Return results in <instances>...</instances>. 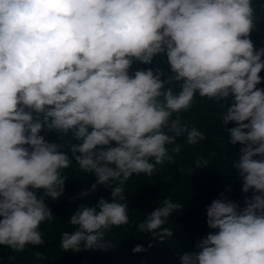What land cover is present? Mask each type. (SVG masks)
Returning a JSON list of instances; mask_svg holds the SVG:
<instances>
[{"label": "clouds", "instance_id": "1", "mask_svg": "<svg viewBox=\"0 0 264 264\" xmlns=\"http://www.w3.org/2000/svg\"><path fill=\"white\" fill-rule=\"evenodd\" d=\"M255 29L253 0H0V246L44 243L40 226L54 219L45 197L59 200L62 171L75 161L115 187L110 201L71 215L61 248L112 247L106 233L129 223L128 179L174 163L179 137L205 139L180 118L199 95L222 108L225 127L235 125L226 129L242 146L233 168L253 196L243 208L214 200L206 209L213 231L180 264H264V46L251 39ZM157 57L170 75L151 67ZM135 64L149 67L133 72ZM45 130L74 142L65 151ZM181 208L165 199L137 228L170 238L162 226Z\"/></svg>", "mask_w": 264, "mask_h": 264}, {"label": "trees", "instance_id": "2", "mask_svg": "<svg viewBox=\"0 0 264 264\" xmlns=\"http://www.w3.org/2000/svg\"><path fill=\"white\" fill-rule=\"evenodd\" d=\"M253 6L256 10V29L251 39L260 47L264 46V0H253ZM147 67L138 64L136 68L134 65L132 71ZM151 67H159L171 74L166 61L159 57ZM260 75L262 83L258 87L264 89V71ZM230 102L221 103L227 107ZM221 112L222 108L217 107L214 100L197 95L191 109L180 113L182 121L189 127H197L204 133L205 139L197 144H188L185 137H179L176 141L182 146L179 155L170 153L174 163L166 161L157 165L152 175H133L128 179L123 185L126 198L123 202L128 204L129 223L114 227L106 233L105 240L110 241L112 247L106 250H85L81 245L79 252L64 251L61 248L62 233L74 230V226L68 223L71 215L81 205H96L100 198L110 201L115 187V182L109 185L98 184L93 173L83 172L73 161L68 169L62 171V175L68 177L64 194L57 201L45 197L54 219L40 226L44 243L28 245L22 252L0 246V264H180V255L197 251L196 244L213 231L206 223V209L214 200L223 195L243 208L245 200L253 196L252 191L242 192V181L233 168L242 146L229 143L226 129L235 125L230 123L225 127ZM41 135L48 142L65 145V151H68L67 145L74 142L70 134L60 137L55 131L45 130ZM200 157L207 161V166L203 167L202 164V167L195 168V162ZM188 169H194L193 173L190 174ZM94 184L97 187L92 191ZM37 195L42 193L38 191ZM165 199L182 207L175 210L162 226L170 229L172 236L161 238L153 233L139 231L137 225L147 214L162 206ZM137 245L145 250L134 253L133 249ZM36 252L42 253L44 259L37 260L34 255Z\"/></svg>", "mask_w": 264, "mask_h": 264}, {"label": "rangeland", "instance_id": "3", "mask_svg": "<svg viewBox=\"0 0 264 264\" xmlns=\"http://www.w3.org/2000/svg\"><path fill=\"white\" fill-rule=\"evenodd\" d=\"M138 64H135V67L137 68ZM136 68H134V70H136Z\"/></svg>", "mask_w": 264, "mask_h": 264}]
</instances>
